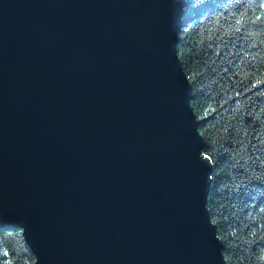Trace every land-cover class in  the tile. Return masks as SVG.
I'll use <instances>...</instances> for the list:
<instances>
[{"label": "water", "instance_id": "1", "mask_svg": "<svg viewBox=\"0 0 264 264\" xmlns=\"http://www.w3.org/2000/svg\"><path fill=\"white\" fill-rule=\"evenodd\" d=\"M183 5L0 0V228L35 264H229Z\"/></svg>", "mask_w": 264, "mask_h": 264}, {"label": "trees", "instance_id": "2", "mask_svg": "<svg viewBox=\"0 0 264 264\" xmlns=\"http://www.w3.org/2000/svg\"><path fill=\"white\" fill-rule=\"evenodd\" d=\"M178 54L213 165L208 208L229 264H264V0H183ZM0 264H35L19 227Z\"/></svg>", "mask_w": 264, "mask_h": 264}]
</instances>
